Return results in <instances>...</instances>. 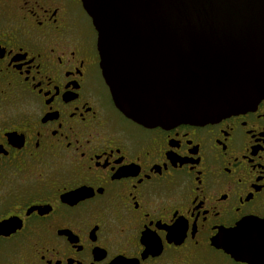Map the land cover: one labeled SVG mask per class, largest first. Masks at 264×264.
I'll return each instance as SVG.
<instances>
[{
	"label": "flooded vegetation",
	"instance_id": "flooded-vegetation-1",
	"mask_svg": "<svg viewBox=\"0 0 264 264\" xmlns=\"http://www.w3.org/2000/svg\"><path fill=\"white\" fill-rule=\"evenodd\" d=\"M264 219V98L145 126L115 104L83 0H0V264H249Z\"/></svg>",
	"mask_w": 264,
	"mask_h": 264
},
{
	"label": "water",
	"instance_id": "water-1",
	"mask_svg": "<svg viewBox=\"0 0 264 264\" xmlns=\"http://www.w3.org/2000/svg\"><path fill=\"white\" fill-rule=\"evenodd\" d=\"M116 106L145 126L203 124L264 98V0H83ZM264 264V219L226 233Z\"/></svg>",
	"mask_w": 264,
	"mask_h": 264
}]
</instances>
